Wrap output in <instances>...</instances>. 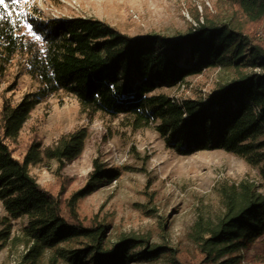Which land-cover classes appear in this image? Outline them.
Here are the masks:
<instances>
[{
    "label": "trees",
    "instance_id": "16d2710c",
    "mask_svg": "<svg viewBox=\"0 0 264 264\" xmlns=\"http://www.w3.org/2000/svg\"><path fill=\"white\" fill-rule=\"evenodd\" d=\"M24 1L0 5V85L19 55H26L28 73L43 85L20 103L0 107V200L12 218H27V248L19 264H134L163 256L169 264H243V250L264 239V193L254 182L222 186V214L216 221L200 217L195 223V256L144 236L111 243L110 227L81 218L78 203L118 179L119 170L95 159L89 182L64 200L41 186L30 170L45 159L60 166L74 160L85 149L88 129L46 148L34 140L23 159L15 156L11 142L44 98L66 91L83 106L130 116L136 128L155 124L179 154L223 149L253 165L263 163L264 39L256 30L264 21V0H230L245 21L206 18L176 38L133 37L94 17L43 16ZM214 66L233 68L236 75L205 97L154 93ZM261 175L264 179V167ZM8 237L0 230V240Z\"/></svg>",
    "mask_w": 264,
    "mask_h": 264
},
{
    "label": "rangeland",
    "instance_id": "374dc122",
    "mask_svg": "<svg viewBox=\"0 0 264 264\" xmlns=\"http://www.w3.org/2000/svg\"><path fill=\"white\" fill-rule=\"evenodd\" d=\"M24 4L36 6L43 16L98 18L133 37L150 33L181 37L197 26L198 20L206 18L245 21L236 14L238 6L230 0H25ZM263 23L256 30L259 39ZM27 66L26 55L14 59L0 85V107L4 102L16 105L43 87L28 73ZM235 75L233 68L214 66L154 93L202 98L219 90ZM82 128H87L89 135L78 157L66 161L64 166L45 159L31 165V174L41 186L64 200L89 182L95 159L106 168L119 170L118 179L106 181L78 203L81 218L97 219L110 227L111 243L122 236H144L153 243H168L195 256V223L200 217L205 222L216 221L222 214V186L249 180L264 193V162L253 165L223 149L179 154L167 146L155 124L136 128L130 116H112L83 106L66 91L44 98L11 146L15 156L23 159L32 141L40 140L43 148L54 146L62 136ZM26 223V217L12 218L0 200V230L9 232L8 238L0 240V264L22 261L27 248L23 238ZM243 256V264H264V239L245 248ZM134 264L169 262L163 256L154 262Z\"/></svg>",
    "mask_w": 264,
    "mask_h": 264
},
{
    "label": "built area",
    "instance_id": "2783aa9c",
    "mask_svg": "<svg viewBox=\"0 0 264 264\" xmlns=\"http://www.w3.org/2000/svg\"><path fill=\"white\" fill-rule=\"evenodd\" d=\"M258 36H259L261 39H264V24H263V26L261 27V29L259 30V32H258Z\"/></svg>",
    "mask_w": 264,
    "mask_h": 264
},
{
    "label": "snow or ice",
    "instance_id": "6c2138e0",
    "mask_svg": "<svg viewBox=\"0 0 264 264\" xmlns=\"http://www.w3.org/2000/svg\"><path fill=\"white\" fill-rule=\"evenodd\" d=\"M13 2H14V3H17V2H19V0H13ZM0 5H4V6H6V5H5V0H0Z\"/></svg>",
    "mask_w": 264,
    "mask_h": 264
},
{
    "label": "bare ground",
    "instance_id": "6f19581e",
    "mask_svg": "<svg viewBox=\"0 0 264 264\" xmlns=\"http://www.w3.org/2000/svg\"><path fill=\"white\" fill-rule=\"evenodd\" d=\"M264 24V23H263Z\"/></svg>",
    "mask_w": 264,
    "mask_h": 264
}]
</instances>
